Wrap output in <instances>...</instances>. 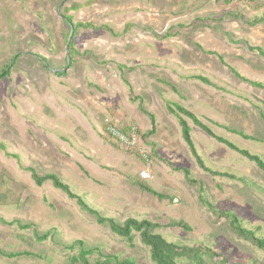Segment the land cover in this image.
Returning a JSON list of instances; mask_svg holds the SVG:
<instances>
[{
	"label": "rangeland",
	"instance_id": "1",
	"mask_svg": "<svg viewBox=\"0 0 264 264\" xmlns=\"http://www.w3.org/2000/svg\"><path fill=\"white\" fill-rule=\"evenodd\" d=\"M253 2L0 0V74L10 65L8 76L0 77V144L5 147L0 151V219L32 225L21 230L0 222V249L31 254L0 256V264H72L77 250L69 247L77 240L88 249L153 264L138 234L129 246L50 184L37 187L27 168L39 176H59L89 206L120 224L150 221L160 225L156 233L168 242L207 247L224 264H264V251L236 238L225 221L210 215L172 167L188 169L203 183L212 205L234 211L242 226L259 236H264V173L188 120L205 166L238 180L203 172L165 108L166 102L183 106L215 135L264 160V91L250 85L264 84V57L250 49L264 52V20L248 25L264 15V0ZM76 23L108 25L121 35L74 29ZM139 102L154 115L153 135L147 136L150 122ZM108 125L135 129L136 146L118 144L106 133ZM142 171L149 178L142 179ZM171 221H182L189 230L163 226ZM98 257L90 255L89 264Z\"/></svg>",
	"mask_w": 264,
	"mask_h": 264
},
{
	"label": "trees",
	"instance_id": "2",
	"mask_svg": "<svg viewBox=\"0 0 264 264\" xmlns=\"http://www.w3.org/2000/svg\"><path fill=\"white\" fill-rule=\"evenodd\" d=\"M238 18L243 20V18L240 16H238ZM263 20H264V15L253 19L251 22L248 23V25L255 26L257 24L262 23ZM70 21L71 20L69 17H65V22L67 23L68 27H70ZM72 27L74 29L83 28V29H92V30H105L112 37H117L121 35V33H116L108 25H101L99 27H96L91 23H76ZM160 38L162 39L164 37H160ZM68 49H69V55L70 57H72L73 53H75L72 43L68 44ZM250 49L253 51H257L261 56L264 57V52L261 51L259 48H250ZM9 67L10 65L9 66L7 65L5 69L1 72L0 74L1 78H5L8 76ZM233 73L237 78L248 82L246 79L240 77L239 74L236 73L235 71H233ZM57 75L62 76L63 73L59 72L57 73ZM196 79L203 82L204 84L217 88V86L211 83L208 79L202 77H196ZM250 85L264 91V84L262 83L250 82ZM131 99L132 101H137V98H131ZM165 108L168 114L176 118L178 125L180 127L181 138L184 144L186 145L190 156L193 158L198 168L201 169L203 172L209 174L212 177L238 180L233 175L218 171H212L211 169L205 166L203 160L196 151L194 142L191 137V128L187 122L188 120L191 121V123L200 131H202L206 136L214 139L219 144L224 145L229 150L239 154L241 157L245 158L249 162L254 163L255 166L261 172L264 173V160L260 156L251 154L247 150L240 149L235 144L230 142L228 139L215 135L209 125L201 122L198 117H196L192 112L188 111L183 106L172 102H166ZM138 109L142 114H144L149 119L150 130L147 132V136L155 134L156 131H155L154 115L147 112L143 108L141 102L138 103ZM222 128L245 140L257 141L254 137L246 135L242 132L223 126ZM122 131L126 132L124 130ZM142 138H144V136H142ZM4 148L5 147L2 144H0V151H3ZM7 156H13V155L7 154ZM169 167H171V165ZM172 169L175 172H180L184 177L185 183L195 189L199 204L202 207H204L210 213V215H212L217 219H222L223 221H225L227 228L229 229L231 234H233L236 238L249 243L252 247L264 251V236H259L257 235L256 231H252L243 227L234 211L219 210L215 205H212L205 196L203 183L199 180L194 179L191 176V173L188 169L183 167H175V168L172 167ZM26 170L30 173L31 179L37 187H41L47 183L50 184L53 189L63 193L69 200L74 201L81 211L92 216L99 225L107 226L114 235L124 240L129 246H133L134 234H138L139 240L142 243V245L148 248L149 258L153 264H205L207 260L210 261L211 264H218V261H216V259L222 260V264L225 263V260L222 257H220L217 253H215V251L207 247H203L201 245H194L192 247H188L185 245H178L172 242H168L163 236L156 233V230L160 227V225L157 223H152L146 220L137 221L135 219H126L123 223L120 224L112 218L104 217L99 213V211L89 206L80 196L75 194L71 190V188L59 176L55 174H46L39 176L31 168H27ZM127 180L133 186L138 187L141 191L146 192L152 196H155L158 199L163 198L161 194H158L144 183H141L132 178H127ZM0 222L6 225H16L21 230H26L32 227L31 224H21L17 220L5 222L2 219H0ZM163 226L171 227L175 229H182L186 231L189 230V227L182 221H171L169 223L164 224ZM47 236L48 235L45 234L43 236L38 237V239L44 240L47 238ZM69 248L77 250V255L70 258L72 264H89L88 258L93 253H97L99 256L98 259L95 261V264H139L135 259L129 257L120 258L116 254L103 253L98 248L88 249L86 248L84 242L80 240L74 241ZM30 255L31 254L29 252L5 253L0 249V256L7 259H12L20 256H30Z\"/></svg>",
	"mask_w": 264,
	"mask_h": 264
},
{
	"label": "built area",
	"instance_id": "3",
	"mask_svg": "<svg viewBox=\"0 0 264 264\" xmlns=\"http://www.w3.org/2000/svg\"><path fill=\"white\" fill-rule=\"evenodd\" d=\"M223 3H233V2H253L256 0H219ZM106 133L114 139L118 144L127 147L134 148L137 144V131L135 129H129L126 132L120 131L119 129L108 125L106 127ZM142 179L149 178L148 174L145 171L140 173Z\"/></svg>",
	"mask_w": 264,
	"mask_h": 264
},
{
	"label": "crops",
	"instance_id": "4",
	"mask_svg": "<svg viewBox=\"0 0 264 264\" xmlns=\"http://www.w3.org/2000/svg\"><path fill=\"white\" fill-rule=\"evenodd\" d=\"M234 3V2H233ZM241 3H250V2H241ZM251 3H254V2H251ZM255 4H257V2L255 3ZM249 5H253V4H249ZM263 8H261L260 9V11L262 10ZM257 11H255V13H256Z\"/></svg>",
	"mask_w": 264,
	"mask_h": 264
},
{
	"label": "water",
	"instance_id": "5",
	"mask_svg": "<svg viewBox=\"0 0 264 264\" xmlns=\"http://www.w3.org/2000/svg\"><path fill=\"white\" fill-rule=\"evenodd\" d=\"M72 29V28H71ZM71 33H72V31H71ZM70 36H69V38H68V41H67V46H68V44H69V39H70V37H71V34H69Z\"/></svg>",
	"mask_w": 264,
	"mask_h": 264
}]
</instances>
